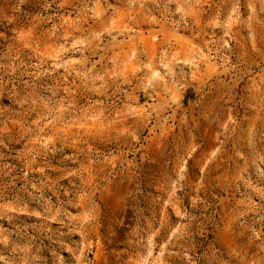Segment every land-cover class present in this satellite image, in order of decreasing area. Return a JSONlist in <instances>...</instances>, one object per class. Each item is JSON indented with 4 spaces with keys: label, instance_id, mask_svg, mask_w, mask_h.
I'll return each mask as SVG.
<instances>
[{
    "label": "rangeland",
    "instance_id": "1",
    "mask_svg": "<svg viewBox=\"0 0 264 264\" xmlns=\"http://www.w3.org/2000/svg\"><path fill=\"white\" fill-rule=\"evenodd\" d=\"M0 264H264V0H0Z\"/></svg>",
    "mask_w": 264,
    "mask_h": 264
}]
</instances>
